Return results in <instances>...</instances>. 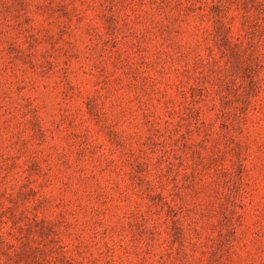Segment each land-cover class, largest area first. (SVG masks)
I'll list each match as a JSON object with an SVG mask.
<instances>
[{"label": "rangeland", "instance_id": "1", "mask_svg": "<svg viewBox=\"0 0 264 264\" xmlns=\"http://www.w3.org/2000/svg\"><path fill=\"white\" fill-rule=\"evenodd\" d=\"M0 264H264V0H0Z\"/></svg>", "mask_w": 264, "mask_h": 264}]
</instances>
